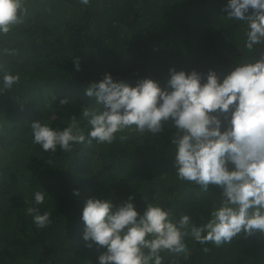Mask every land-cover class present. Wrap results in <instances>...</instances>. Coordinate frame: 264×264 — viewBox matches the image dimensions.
I'll use <instances>...</instances> for the list:
<instances>
[{
  "label": "trees",
  "instance_id": "16d2710c",
  "mask_svg": "<svg viewBox=\"0 0 264 264\" xmlns=\"http://www.w3.org/2000/svg\"><path fill=\"white\" fill-rule=\"evenodd\" d=\"M226 4L25 0L22 23L0 36V49H15V55L3 54L0 61L5 70L20 75L0 94V264H98L103 249L86 247L82 239L81 209L90 197L110 198L117 205L132 195L140 213L154 203L170 208L176 220L181 214L197 225L209 219L221 189L209 185V192H202L177 178L170 144L177 129L171 120L159 133H131L128 140L112 144L89 143V125L83 120L85 142L55 153L32 143L30 125L39 120L66 126L69 117H78L95 102L85 89L105 73L131 86L149 78L163 88L169 68L201 75L211 69L223 78L239 63L260 59L264 44L252 52L244 48L247 23L225 17ZM74 58H79V71ZM61 99L67 102L61 104ZM98 107L104 110L103 104ZM39 187L49 198L38 207L49 211L52 221L41 229L25 212V201L31 203ZM186 243V254L162 251V264H264V235L259 232H242L220 246L191 237Z\"/></svg>",
  "mask_w": 264,
  "mask_h": 264
},
{
  "label": "clouds",
  "instance_id": "9594fccd",
  "mask_svg": "<svg viewBox=\"0 0 264 264\" xmlns=\"http://www.w3.org/2000/svg\"><path fill=\"white\" fill-rule=\"evenodd\" d=\"M78 2L88 5L90 0ZM226 10L228 19L247 23L245 49L252 52L264 44V0H227ZM26 12L25 0H0V36L22 23ZM3 54L15 55V49H0ZM73 65L79 71V58ZM168 71L163 88L149 78L131 86L105 73L85 89L95 102L83 107L78 117H69L66 126L56 128L39 120L30 125L32 143L55 153L57 148L70 152L85 142L83 120L89 125L87 141L98 144L123 142L131 133L156 134L171 120L177 129L170 137L177 178L198 185L202 192H209V185L221 189L218 207L200 225L188 214L176 220L170 208L154 203L145 204L140 213L132 195L117 205L110 198H87L80 215L82 239L86 247L103 249L98 264H162L164 250L187 253V237L220 246L242 232L264 235V54L239 63L223 78L211 69L205 75ZM19 80V73L8 72L0 61V94ZM73 195L79 191L73 189ZM46 197L39 187L31 203L25 201V212L37 229L52 222L51 213L38 207Z\"/></svg>",
  "mask_w": 264,
  "mask_h": 264
}]
</instances>
